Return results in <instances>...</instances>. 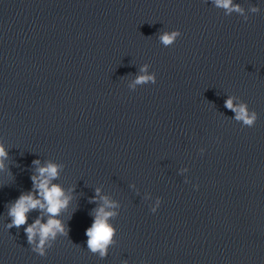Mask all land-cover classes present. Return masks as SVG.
Instances as JSON below:
<instances>
[{
    "label": "water",
    "instance_id": "water-1",
    "mask_svg": "<svg viewBox=\"0 0 264 264\" xmlns=\"http://www.w3.org/2000/svg\"><path fill=\"white\" fill-rule=\"evenodd\" d=\"M233 3L243 15L211 0H0V264H264V0ZM145 64L157 82L133 90ZM34 159L63 164L54 183L71 196L45 256L27 225L6 226ZM97 188L117 204L106 258L85 235Z\"/></svg>",
    "mask_w": 264,
    "mask_h": 264
},
{
    "label": "clouds",
    "instance_id": "clouds-1",
    "mask_svg": "<svg viewBox=\"0 0 264 264\" xmlns=\"http://www.w3.org/2000/svg\"><path fill=\"white\" fill-rule=\"evenodd\" d=\"M213 6L226 10V15L236 12L243 15L244 9L239 4H234L233 0H211ZM252 13H258L259 7L251 6ZM247 21L248 17L244 16ZM182 33L179 29L171 31H163L159 35V41L165 47H171ZM148 64L140 68V73L135 77V80L129 85L135 90L137 85L156 84L157 76L155 72H148ZM224 106L228 110L235 113V119L242 122V127H254L258 119V114L255 110L249 111L247 104L242 102L234 104V97L229 96L224 101ZM200 154L203 155L205 149L201 148ZM9 159V149L0 139V172L5 171V161ZM65 166L52 161H47L42 164L40 159L32 161L31 183L30 190L21 192L14 201L7 204V216L10 217V223L6 226L8 229L13 227L19 229L21 226L27 225L24 232L27 236L28 245L31 250L39 256L47 254V248L52 247V242L55 241L57 235L67 236L69 228L65 222L59 217L62 212L66 211L71 202V196L65 195V190L59 183H54L59 179L60 170ZM8 173L11 172L9 165L7 166ZM185 182H188L185 180ZM75 191V188L72 189ZM97 197L103 201V204L93 209L92 223L85 231L87 236V249L93 254L98 253L100 258L108 256V249L115 243L116 228L110 222L117 215L114 209L117 204L110 201L108 197L100 195V189H95V194L90 198V203H96ZM162 198L157 197L155 205L150 207L152 213H156ZM37 212V217L29 223V214ZM46 217V222H45ZM47 246V247H46Z\"/></svg>",
    "mask_w": 264,
    "mask_h": 264
}]
</instances>
